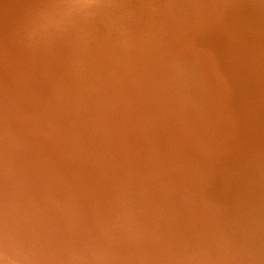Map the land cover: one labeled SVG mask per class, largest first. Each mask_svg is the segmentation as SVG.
I'll use <instances>...</instances> for the list:
<instances>
[{
    "label": "bare ground",
    "instance_id": "1",
    "mask_svg": "<svg viewBox=\"0 0 264 264\" xmlns=\"http://www.w3.org/2000/svg\"><path fill=\"white\" fill-rule=\"evenodd\" d=\"M196 22L186 0H0V222L11 211L33 222L0 224L23 254L0 242L1 264H254L189 182L210 161L202 145L214 200L229 165L220 87L205 70L219 63L208 66ZM250 60L230 63L252 69L240 79L263 109L264 69ZM174 111L181 133L161 119Z\"/></svg>",
    "mask_w": 264,
    "mask_h": 264
},
{
    "label": "rangeland",
    "instance_id": "2",
    "mask_svg": "<svg viewBox=\"0 0 264 264\" xmlns=\"http://www.w3.org/2000/svg\"><path fill=\"white\" fill-rule=\"evenodd\" d=\"M186 2L192 7L196 23L203 24L201 37L207 42L204 45L207 49L205 53L203 51L202 53L205 58H210L208 62L211 64L208 66H212V63L214 66L219 63V66H215L216 68L205 70H211L208 77L212 78L211 82L220 87L219 92H221L223 102L217 108L220 125L224 126L226 136L223 158H226L229 163L227 168L222 167L221 176L220 172L218 174L221 186L220 191L216 190L217 195L220 196L218 201L212 199L211 195L209 197L206 192L209 183L204 182L205 177H201V175L206 176L215 164V161L211 159L214 156L213 153L205 145L199 149L200 157L201 159L210 158L209 163H211L203 165L197 162L194 165L193 174L191 177L189 175V182L196 195H200L209 201L210 205L215 206V210L211 211L209 216L211 224L216 220L220 221V228L235 252L237 251L243 259L254 264H264V108L260 107V102L257 101L258 96L255 95L257 85H251L250 81L244 80L243 77L240 79L239 72L248 75L252 69L243 67L233 69L231 65L235 60L244 57L250 63H252L250 59H254L253 61L259 65L254 66V69H264L260 64L264 62V46L256 45L260 40L264 41V0H186ZM218 44L225 48L220 49ZM201 71L203 72V69ZM187 79L190 80L189 83L195 85L194 77H187ZM158 92L161 98H166L167 93L164 86ZM163 99L161 105L164 107ZM180 99L183 100L181 97ZM177 102L180 104L179 98ZM191 106L196 111L204 108L202 104ZM191 106L186 107L191 109ZM171 108L177 109L172 106ZM214 112L215 107L207 110L206 119L201 123L202 128H211ZM167 114L169 117L165 114L161 116L163 125L180 130V133L184 131L183 125L172 119L182 117L176 111L167 112ZM186 115L188 116V113ZM167 118L171 119L174 125L170 124ZM226 147H228L227 152ZM177 174L179 173L176 170ZM15 180L17 181L16 178ZM207 181L211 182V179ZM180 182L179 186L175 185L176 189L183 188L182 180ZM52 184L58 186L54 179ZM42 193L45 192L42 191ZM179 194L181 195L180 191ZM221 202H225V205ZM45 204L54 205L49 200ZM11 213L15 215L14 219L13 217L7 220L3 218L6 221L0 222L2 228L16 232L17 226H12L11 222L13 224L25 221L33 223L17 211H11ZM13 232L10 233L13 240L1 232V246L5 245L7 250L15 251L23 256L16 248V245H19L15 241L18 235Z\"/></svg>",
    "mask_w": 264,
    "mask_h": 264
},
{
    "label": "snow or ice",
    "instance_id": "3",
    "mask_svg": "<svg viewBox=\"0 0 264 264\" xmlns=\"http://www.w3.org/2000/svg\"><path fill=\"white\" fill-rule=\"evenodd\" d=\"M73 3L88 4L94 2V0H72Z\"/></svg>",
    "mask_w": 264,
    "mask_h": 264
},
{
    "label": "trees",
    "instance_id": "4",
    "mask_svg": "<svg viewBox=\"0 0 264 264\" xmlns=\"http://www.w3.org/2000/svg\"><path fill=\"white\" fill-rule=\"evenodd\" d=\"M158 107V105H156Z\"/></svg>",
    "mask_w": 264,
    "mask_h": 264
}]
</instances>
